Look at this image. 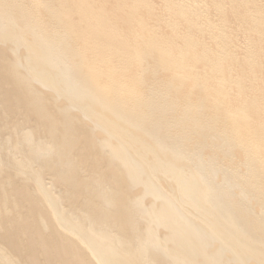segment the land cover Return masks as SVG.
<instances>
[{
  "label": "bare ground",
  "instance_id": "obj_1",
  "mask_svg": "<svg viewBox=\"0 0 264 264\" xmlns=\"http://www.w3.org/2000/svg\"><path fill=\"white\" fill-rule=\"evenodd\" d=\"M0 264H264V0H0Z\"/></svg>",
  "mask_w": 264,
  "mask_h": 264
},
{
  "label": "rangeland",
  "instance_id": "obj_2",
  "mask_svg": "<svg viewBox=\"0 0 264 264\" xmlns=\"http://www.w3.org/2000/svg\"><path fill=\"white\" fill-rule=\"evenodd\" d=\"M242 39V38H241ZM243 40V39H242Z\"/></svg>",
  "mask_w": 264,
  "mask_h": 264
}]
</instances>
